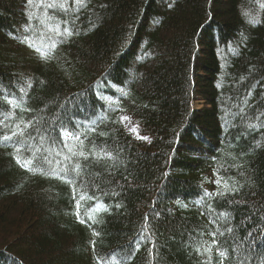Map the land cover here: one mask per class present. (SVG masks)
<instances>
[{"label":"trees","instance_id":"obj_1","mask_svg":"<svg viewBox=\"0 0 264 264\" xmlns=\"http://www.w3.org/2000/svg\"><path fill=\"white\" fill-rule=\"evenodd\" d=\"M0 264H264V0H0Z\"/></svg>","mask_w":264,"mask_h":264},{"label":"rangeland","instance_id":"obj_2","mask_svg":"<svg viewBox=\"0 0 264 264\" xmlns=\"http://www.w3.org/2000/svg\"><path fill=\"white\" fill-rule=\"evenodd\" d=\"M201 101L202 100H196L195 106L199 107ZM122 121H123V124H124L125 128L127 129V131H129L132 135L139 137V133L137 131V125L135 124V122L132 119L126 117V119H123Z\"/></svg>","mask_w":264,"mask_h":264},{"label":"snow or ice","instance_id":"obj_3","mask_svg":"<svg viewBox=\"0 0 264 264\" xmlns=\"http://www.w3.org/2000/svg\"><path fill=\"white\" fill-rule=\"evenodd\" d=\"M76 2L79 3L80 0H76ZM28 3L31 4V3H32V0H28ZM59 6H60V7H63V5H59ZM48 7H57V5H56L55 3H52V4H49ZM65 31H68V30L65 29ZM70 34H71V33H69V35H70ZM121 119H122V120H123V119H126V117H122ZM4 139H5V140H8V139H10V137L5 136ZM142 139H146V137H142ZM81 155H83V154L81 153ZM45 160H46V162L49 163V164L52 163V161H51V160H48L47 157H45ZM31 163H32V161H27L26 164H25V166H26V167H27V166H30ZM81 199H84V197L82 196ZM77 207L79 208V204H77ZM213 242H214V241H213Z\"/></svg>","mask_w":264,"mask_h":264}]
</instances>
